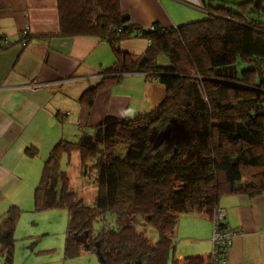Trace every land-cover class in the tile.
Wrapping results in <instances>:
<instances>
[{
  "label": "trees",
  "instance_id": "trees-1",
  "mask_svg": "<svg viewBox=\"0 0 264 264\" xmlns=\"http://www.w3.org/2000/svg\"><path fill=\"white\" fill-rule=\"evenodd\" d=\"M199 7V18L143 26L122 17L121 0H57L59 36L97 37L117 57L81 102L91 106L100 87L127 72L166 88L152 109L106 114L53 147L34 207L67 209L64 258L99 251L102 264H228L226 248L214 251L213 241L207 253L176 256L177 226L190 212L212 220L223 193L264 192V0H202ZM131 37L146 38V50L123 51L121 41ZM73 149L96 187L90 203L60 165ZM20 214L14 204L0 214V264H15ZM220 227L228 228L224 220Z\"/></svg>",
  "mask_w": 264,
  "mask_h": 264
},
{
  "label": "crops",
  "instance_id": "crops-1",
  "mask_svg": "<svg viewBox=\"0 0 264 264\" xmlns=\"http://www.w3.org/2000/svg\"><path fill=\"white\" fill-rule=\"evenodd\" d=\"M201 2L121 0V7L136 24L149 26L156 21L171 26L201 17ZM58 31L57 0H0V214L14 204L21 209L19 219L23 215L36 218L35 187L60 140L76 139L106 114L150 110L166 93L156 79L127 72L119 81L100 87L93 104L86 105L79 100L81 93L116 62V54L111 44L97 37H65ZM120 46L138 54L146 50L148 40L131 37ZM72 151L78 158V149ZM219 206L225 213L224 222L235 232L226 247L227 263L264 264V192L254 196L223 193ZM195 213L198 216L189 220L191 229L180 227L178 233L177 227V234L192 241V253H207L212 246L213 222L203 213ZM36 246L27 247L28 252L33 253ZM203 246L208 251H203ZM54 248L45 245L37 252L48 253ZM84 254L67 259L63 252L41 258L27 256L18 264L96 263L94 256L84 262L80 258ZM175 255L185 254L175 251Z\"/></svg>",
  "mask_w": 264,
  "mask_h": 264
},
{
  "label": "rangeland",
  "instance_id": "rangeland-1",
  "mask_svg": "<svg viewBox=\"0 0 264 264\" xmlns=\"http://www.w3.org/2000/svg\"><path fill=\"white\" fill-rule=\"evenodd\" d=\"M137 112L139 111L137 109H134L127 115L135 114ZM73 153L74 151H72V154ZM61 158L62 159L60 165L63 169L67 170L69 182L71 183L72 188L78 192L79 196H81L85 202L90 203L93 199L94 194L96 193V187L92 184V182H90L91 180L89 181V178L87 176H84L80 161H78L79 158H76L73 155L68 157L67 154H62ZM35 213L37 214L35 216L36 218L29 215H23L17 223V228L14 234L16 238L14 253L15 264H18L24 259H27V256L29 258L31 256L41 258L42 256H46V254L47 256H53L55 254L63 252L65 230L68 219L67 209L65 207H53L48 209L35 210ZM197 214L198 213L195 212L182 214L179 218L177 226L178 233L180 227L182 228V230H190L191 225L189 220L190 218H192V216H198ZM95 227H99V222H95ZM151 230L152 232H154L152 228ZM29 234L33 235V237H28ZM178 238L180 241L175 249L176 254L183 253L186 255L192 253V251H190L189 249L192 247V241L183 239L184 237L182 238L183 240L179 236ZM33 243L34 245H37L36 250H33V253L32 251L28 252L27 247L31 246ZM208 243L210 244L209 241ZM45 245H52L55 248L48 253L44 250H41V252L38 254V248L44 249ZM202 249L203 251H208L204 246ZM93 253L94 252H86L80 258L85 262L89 260L90 256H94L96 262L95 264H102L98 258V255L96 253H94V255Z\"/></svg>",
  "mask_w": 264,
  "mask_h": 264
},
{
  "label": "built area",
  "instance_id": "built-area-1",
  "mask_svg": "<svg viewBox=\"0 0 264 264\" xmlns=\"http://www.w3.org/2000/svg\"><path fill=\"white\" fill-rule=\"evenodd\" d=\"M225 219V213L223 209L220 207H217L214 210V214L212 216L213 221V235H212V241H213V247L214 251L218 249H225L226 244L229 243L232 235L235 233L234 230L231 228H221L220 224L223 223V220Z\"/></svg>",
  "mask_w": 264,
  "mask_h": 264
},
{
  "label": "water",
  "instance_id": "water-1",
  "mask_svg": "<svg viewBox=\"0 0 264 264\" xmlns=\"http://www.w3.org/2000/svg\"><path fill=\"white\" fill-rule=\"evenodd\" d=\"M122 17L123 18L129 17V13L128 12H124ZM170 129H171V127L168 125L167 128H165L164 130H162L158 134V136L156 137V140H155V144H154L155 147L159 146L160 143L165 139V137L168 136V134L170 132ZM96 254L98 255V258H99L100 262H103V257L101 255H99V251H97Z\"/></svg>",
  "mask_w": 264,
  "mask_h": 264
}]
</instances>
